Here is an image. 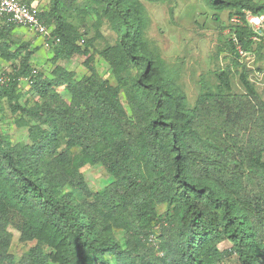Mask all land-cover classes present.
<instances>
[{"label": "trees", "instance_id": "obj_1", "mask_svg": "<svg viewBox=\"0 0 264 264\" xmlns=\"http://www.w3.org/2000/svg\"><path fill=\"white\" fill-rule=\"evenodd\" d=\"M76 1L52 0L38 12L59 38L51 76L34 72L29 41L10 50L18 26L0 18L1 53L17 61L0 81V100L29 127L27 143L12 144L0 130V264H230L232 256L237 264H264V101L247 71L239 73L244 91L236 92L219 69L216 87L203 82L190 106L144 49L141 3L95 0L119 32L118 43L100 52L114 85L97 71L90 40L67 19ZM206 1L239 19L225 40L238 60V47L247 50L257 35L246 11L264 15V0ZM75 54L88 69L79 79L58 64ZM21 79L29 80L33 104L21 102ZM95 164L113 177L103 191H92L81 171ZM162 204L155 249L148 238ZM9 225L36 241L17 262Z\"/></svg>", "mask_w": 264, "mask_h": 264}, {"label": "rangeland", "instance_id": "obj_2", "mask_svg": "<svg viewBox=\"0 0 264 264\" xmlns=\"http://www.w3.org/2000/svg\"><path fill=\"white\" fill-rule=\"evenodd\" d=\"M33 1L36 10L41 12L50 9L52 0ZM138 1L141 3L145 21L142 37L144 49L155 61L165 80L185 94L188 105L195 104L203 90V82L216 87L219 83L216 72L219 69L228 71L233 90L236 92L244 91L239 73L245 69L264 101V15L256 16L246 11V19L257 35L253 37L247 50L238 47L240 57L235 60L225 43V40L234 37L233 27L239 21L232 10H216L206 0ZM67 19L83 37L90 40L94 63L99 74L110 80L112 84H118L111 66L100 54L103 49L119 41L114 17L104 10L102 3L95 0H77L67 12ZM241 22L244 24L243 21ZM50 26L52 30L55 29L54 24ZM28 41L35 49L31 59L34 72L51 76L55 68L52 63L55 43L49 40V46H47L45 40L39 35L26 28L17 27L13 34V44H7L10 50H15L20 43ZM85 60L84 55L75 54L69 59L58 61V64L75 71L79 79L88 74ZM16 63L15 59H6L0 50V78L7 80L8 74L12 72ZM136 74V69L129 72V80ZM28 88L29 80L21 79L19 91L25 94L21 102L33 104L36 98H31L25 93ZM59 90L67 100L70 99V94L64 87ZM121 99L127 111L130 112L124 92L121 93ZM20 116L19 113L11 112L7 99L0 100V130L12 144L29 142V127L22 124ZM81 171L94 192L103 191L113 181L112 175L102 164L86 165ZM74 193L78 199L84 198L78 190H74ZM157 210L160 218L154 227V233L148 238V244L155 249L161 241L160 228L164 222L163 217L167 207L162 204ZM8 230L12 233L9 251L15 256L17 262L36 244V241L22 240L20 231L12 225L8 226ZM115 234L123 242L122 232L116 230ZM229 262L237 264V257L232 256Z\"/></svg>", "mask_w": 264, "mask_h": 264}, {"label": "built area", "instance_id": "obj_3", "mask_svg": "<svg viewBox=\"0 0 264 264\" xmlns=\"http://www.w3.org/2000/svg\"><path fill=\"white\" fill-rule=\"evenodd\" d=\"M0 18L39 35L47 46L49 40L59 42V38L53 35L51 26L38 16L35 5L27 3L26 0H0ZM0 81L4 80L0 78Z\"/></svg>", "mask_w": 264, "mask_h": 264}, {"label": "crops", "instance_id": "obj_4", "mask_svg": "<svg viewBox=\"0 0 264 264\" xmlns=\"http://www.w3.org/2000/svg\"><path fill=\"white\" fill-rule=\"evenodd\" d=\"M31 4H34L35 5V2L34 1H32V3Z\"/></svg>", "mask_w": 264, "mask_h": 264}]
</instances>
